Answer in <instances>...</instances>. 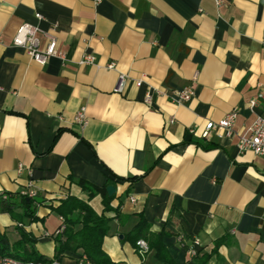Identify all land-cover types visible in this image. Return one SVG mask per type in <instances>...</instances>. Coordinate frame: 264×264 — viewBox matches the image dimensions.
<instances>
[{"label": "crops", "instance_id": "obj_1", "mask_svg": "<svg viewBox=\"0 0 264 264\" xmlns=\"http://www.w3.org/2000/svg\"><path fill=\"white\" fill-rule=\"evenodd\" d=\"M24 23L38 26L41 47L54 39L65 60L39 64L14 46ZM86 53L93 61L78 63ZM186 87L193 94L179 100ZM262 89L264 0L219 9L213 0H0V199L15 215L0 211V235L54 257L64 199L104 209L82 179L115 188L106 194L119 216L109 212L101 239L115 264H264V157L240 151L236 134L200 136L231 109L232 129L245 132L262 112L249 105ZM80 107L83 125L74 122ZM24 189L36 192L35 219L23 213ZM141 218L147 230L135 236ZM137 239L150 243L144 256Z\"/></svg>", "mask_w": 264, "mask_h": 264}, {"label": "built area", "instance_id": "obj_2", "mask_svg": "<svg viewBox=\"0 0 264 264\" xmlns=\"http://www.w3.org/2000/svg\"><path fill=\"white\" fill-rule=\"evenodd\" d=\"M99 1V0H96ZM225 0H213L214 5L217 9H219ZM37 19L41 18L39 13L35 14ZM39 28L37 25L24 23L18 27L16 32L11 38V42L14 46L22 47L26 53L30 56L32 60L39 64H44L47 62L49 58L55 57L60 59L61 61L65 60V54L57 47V43L54 39H49L47 44L43 47L40 46L38 34ZM93 56L91 54H84L83 57L78 61L80 64L91 63L93 60ZM113 65L109 64L108 68H111ZM125 80V76L120 74L118 87L119 90L123 85ZM142 78L136 80V86H140L142 84ZM151 89V88H149ZM148 90L144 96V102L149 104L151 102V93ZM193 94V90L191 87H186L182 91L178 92L179 100H186ZM258 103L262 104V112L257 115L256 119L253 123L247 128V130L243 133H236L232 129V123L236 117L237 111L236 109H231L223 118L218 121H208L205 124L203 131L200 133V136L204 139L207 138L211 131H215L216 134L221 136H231L236 134L238 139V147L240 151H251L253 154L264 157V89L259 91L256 96L249 100V105L251 107L256 106ZM74 122L80 125L86 123V117L84 113V107H80L77 109L74 115ZM191 133L194 132V128L189 127ZM20 168V167H19ZM20 196L25 198L33 199L36 196V192L34 189H24L20 191ZM6 199L7 196L4 195L2 197ZM131 202L135 201V197L129 196ZM60 220L63 222V218L60 217ZM63 227L60 226L59 230ZM57 230L56 232H58ZM182 242V240H180ZM136 251L140 256H144L148 250L149 246L144 239H137L135 242ZM200 243L198 239H193L192 243L189 246H186V251L190 256L194 257L198 253V247ZM0 264H68L63 261L59 257H52L50 261L41 262V261H23L17 259L13 256L9 255H0ZM73 264H91L87 257L83 254L76 258ZM124 264V263H119Z\"/></svg>", "mask_w": 264, "mask_h": 264}, {"label": "trees", "instance_id": "obj_3", "mask_svg": "<svg viewBox=\"0 0 264 264\" xmlns=\"http://www.w3.org/2000/svg\"><path fill=\"white\" fill-rule=\"evenodd\" d=\"M78 184L82 188H88L90 190L89 197L95 193L100 194L102 196L104 209L102 213L98 215L81 199L73 196L64 199L60 205L56 207L57 214L63 218V222L60 225H63V227L61 230H59L60 226L57 227L59 231L56 232V230L52 234L56 242L55 256L60 258L63 252H75L80 249L82 255L84 254L91 264H115L111 262L108 256L102 251L101 239H103L108 231L107 224L111 218L109 212H115V216H119V213L115 208L109 205L110 198H108L106 194L105 185L102 187L95 185L90 186L82 179L78 181ZM31 200V198L26 200L25 197H21L20 203L23 207V213L35 219V217H33L35 207ZM13 207V204L7 198L0 199V211L8 212L14 217ZM145 230H147V224L141 218L133 231L134 235L139 236ZM22 239L24 242L29 241L25 236H23ZM147 244L150 248V243L147 242ZM0 255L13 256L23 261L47 262L51 260V258L41 256V254H38L35 250L17 249V246L14 244L10 247L4 235H0Z\"/></svg>", "mask_w": 264, "mask_h": 264}, {"label": "water", "instance_id": "obj_4", "mask_svg": "<svg viewBox=\"0 0 264 264\" xmlns=\"http://www.w3.org/2000/svg\"><path fill=\"white\" fill-rule=\"evenodd\" d=\"M105 189H106L108 196H111L115 192L114 186L109 185V184L106 186ZM26 200H28V198H26Z\"/></svg>", "mask_w": 264, "mask_h": 264}]
</instances>
